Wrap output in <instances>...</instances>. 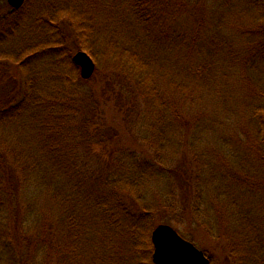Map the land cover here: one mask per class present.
<instances>
[{
  "label": "trees",
  "instance_id": "trees-1",
  "mask_svg": "<svg viewBox=\"0 0 264 264\" xmlns=\"http://www.w3.org/2000/svg\"><path fill=\"white\" fill-rule=\"evenodd\" d=\"M77 4L0 11V264H153L179 210L219 218L202 224L235 263L231 185L264 192L235 160L245 145L264 172V0H120L101 19Z\"/></svg>",
  "mask_w": 264,
  "mask_h": 264
},
{
  "label": "rangeland",
  "instance_id": "rangeland-1",
  "mask_svg": "<svg viewBox=\"0 0 264 264\" xmlns=\"http://www.w3.org/2000/svg\"><path fill=\"white\" fill-rule=\"evenodd\" d=\"M120 0H77L81 4L76 6L80 11L90 16H96L98 19L101 18H111L120 12L118 9V4ZM246 3L249 0H245ZM8 4V0H0V11L5 10V4ZM41 3V2H39ZM39 5V4H38ZM10 6V5H9ZM63 24L65 32L68 34L70 32V26ZM84 50H75L73 53H77ZM17 73H19L17 71ZM116 101L112 99L110 103L111 112L108 111L113 119H117L119 123V128L125 131L127 130L126 122L124 121V111L123 112H113L115 109ZM107 116V114H106ZM130 134L127 139L130 138ZM121 138V137H120ZM237 145L238 153L235 155V160L239 162L244 168L254 171L258 178H262L264 172H262L261 163L255 157L249 156L246 154V146ZM240 183L241 181H236ZM233 183L230 182V185ZM232 193L230 194L232 199L235 201V205L232 211V219L228 216L227 218H222L220 224H222L224 231H232V240L237 245L238 258L236 262L231 258L230 250L228 243L224 237L219 239L218 237H212L207 234V229L203 226L202 223L209 221H218L214 218H208V221L204 222L199 219L197 216H182L177 212V215H168L166 220H161L159 225H169L173 227L184 239L192 242L195 246L204 250L207 249L206 255L210 259V264H264V192L257 185L249 186L246 184H239L238 186L231 185ZM179 209H181L179 207ZM158 218H161L160 216ZM230 220H229V219ZM205 219V218H203ZM220 220V219H219ZM219 222V221H218ZM156 226V227H157ZM257 240V246L255 251L258 254L257 259H252L248 257L247 253L252 248V241ZM241 244V245H240ZM243 247V248H242ZM252 259V261L250 260ZM119 260V259H118ZM134 261L136 258L133 259ZM250 261V262H249ZM117 264H131L127 261H118Z\"/></svg>",
  "mask_w": 264,
  "mask_h": 264
},
{
  "label": "water",
  "instance_id": "water-1",
  "mask_svg": "<svg viewBox=\"0 0 264 264\" xmlns=\"http://www.w3.org/2000/svg\"><path fill=\"white\" fill-rule=\"evenodd\" d=\"M26 0H8L14 9L21 8ZM73 62L79 67L83 79H90L96 70L93 58L85 51L73 56ZM154 245V264H210L205 253L194 244L185 240L169 225H159L152 232Z\"/></svg>",
  "mask_w": 264,
  "mask_h": 264
}]
</instances>
